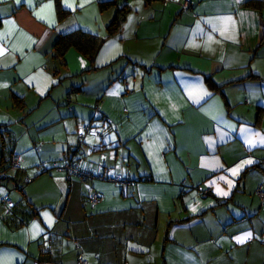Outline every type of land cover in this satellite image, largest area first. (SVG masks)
<instances>
[{"label": "crops", "instance_id": "0c3cea01", "mask_svg": "<svg viewBox=\"0 0 264 264\" xmlns=\"http://www.w3.org/2000/svg\"><path fill=\"white\" fill-rule=\"evenodd\" d=\"M189 1L0 0V264H264V0Z\"/></svg>", "mask_w": 264, "mask_h": 264}, {"label": "trees", "instance_id": "16d2710c", "mask_svg": "<svg viewBox=\"0 0 264 264\" xmlns=\"http://www.w3.org/2000/svg\"><path fill=\"white\" fill-rule=\"evenodd\" d=\"M115 2V1H114ZM110 2H105V4H108ZM113 26V25H112ZM110 26V27H112ZM97 43H98V39L96 38V36L90 34V33H87L81 29H74V30H71L67 33H64V34H61L57 39L56 41L54 42V45H53V56L57 59H59L60 61H62V63H64V55L66 53V51L71 48V47H74L75 49H77L79 52H81L82 54H84L86 57L88 58H91L92 54L94 53V51L96 50L97 48ZM15 101H16V105L20 104L19 101L20 100H17V98H15ZM87 122H85L86 124ZM81 124H84V123H81ZM80 124V125H81ZM90 125V132H93L92 130V127H91V124L90 123H87ZM79 125V126H80ZM78 129V128H77ZM6 130L2 129V127L0 126V146L4 144H9L10 145L13 143V141L11 140V138L9 137H6L8 136L7 135H4V133L6 134L5 132ZM88 131V132H89ZM87 133V132H86ZM85 133V134H86ZM96 134H98L96 131H95ZM84 134V135H85ZM77 135H78V132H77ZM6 137V138H5ZM81 139L79 138V142L81 143L80 141ZM3 142V143H2ZM9 146V145H8ZM6 146V147H2L4 148V151L9 154V157L6 158L5 160H0V180L1 179H5L7 177L6 173L8 170L11 169L10 167V159H11V156L15 153L12 152V148L11 146ZM92 149H95V146H92ZM17 155V154H15ZM18 156V155H17ZM19 158V156H18ZM54 164H57V167L54 165ZM65 165V164H71L73 165L78 171H88L92 174H95L87 169H84V168H81L78 164H77V161L75 158H73L72 156L70 157H65L64 159L62 160H56V161H51L49 162V164H45L44 162H41L38 166L39 170L41 172H44V171H48L50 169H56V170H60V171H63L65 172V174L67 175V172L68 170L65 169V168H61L59 166L61 165ZM20 170L17 169V170H14L15 172H18ZM70 174H71V171H69ZM107 176H110L109 174H107ZM75 177V176H73ZM25 178H28V177H24V180ZM77 180H79L80 182H87V181H90V180H93V179H96V178H89V179H82L80 178L79 176H76L75 177ZM25 182V181H24ZM129 182V181H128ZM130 183V182H129ZM89 194V193H88ZM87 194V195H88ZM87 197V196H86ZM11 208H13V203L11 206H9ZM77 260V259H76ZM76 264V262H75Z\"/></svg>", "mask_w": 264, "mask_h": 264}, {"label": "built area", "instance_id": "2783aa9c", "mask_svg": "<svg viewBox=\"0 0 264 264\" xmlns=\"http://www.w3.org/2000/svg\"><path fill=\"white\" fill-rule=\"evenodd\" d=\"M161 3L165 6L167 5L171 0H160ZM190 6V1L189 0H183L182 4H181V7L183 9H186V8H189ZM90 130V125L89 124H81L78 129H77V132H78V137L81 139L84 134L86 132H88ZM56 167H57V164H54ZM10 167L12 170H17L20 168V163H19V158L17 155L13 154L11 156V159H10ZM61 168H65L68 170L67 172V178H71L73 176H79L80 178L82 179H93V178H96V179H105V180H109V181H115V182H122L123 184L125 183H129L127 180L125 179H121L119 177H115V176H107V173L106 171H100V172H97L95 174H92L88 171H78L73 165L71 164H65V165H61L59 166ZM71 171V174L70 172ZM25 182H28L30 181L29 178H25L24 180ZM256 193H257V196L258 198L260 199L261 202H264V188H263V185L262 184H258L257 187H256ZM86 200L91 203V204H96L98 202L101 201V196L98 192L96 191H91L89 192L88 195H86ZM8 206H11L12 205V202L10 201V199L5 196L3 199H2ZM76 264H88L87 260L85 258H83L82 256H78L77 257V260H76Z\"/></svg>", "mask_w": 264, "mask_h": 264}, {"label": "rangeland", "instance_id": "374dc122", "mask_svg": "<svg viewBox=\"0 0 264 264\" xmlns=\"http://www.w3.org/2000/svg\"><path fill=\"white\" fill-rule=\"evenodd\" d=\"M36 167H37V166H36ZM8 172H9V173H12V174L15 173L14 170H12V169L8 170ZM29 182H30V181H29ZM26 183H27V182H24L25 185H27ZM18 191H19V190H18ZM19 194H21V191H19Z\"/></svg>", "mask_w": 264, "mask_h": 264}, {"label": "snow or ice", "instance_id": "6c2138e0", "mask_svg": "<svg viewBox=\"0 0 264 264\" xmlns=\"http://www.w3.org/2000/svg\"><path fill=\"white\" fill-rule=\"evenodd\" d=\"M224 195H227V193H224ZM243 238H241V240H242Z\"/></svg>", "mask_w": 264, "mask_h": 264}]
</instances>
